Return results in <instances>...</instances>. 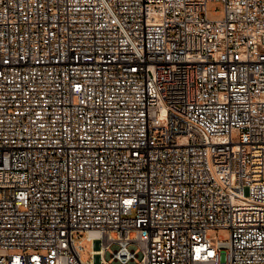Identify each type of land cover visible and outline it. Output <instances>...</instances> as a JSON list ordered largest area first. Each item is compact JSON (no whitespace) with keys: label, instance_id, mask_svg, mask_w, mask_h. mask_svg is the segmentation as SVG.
I'll return each mask as SVG.
<instances>
[{"label":"built area","instance_id":"2783aa9c","mask_svg":"<svg viewBox=\"0 0 264 264\" xmlns=\"http://www.w3.org/2000/svg\"><path fill=\"white\" fill-rule=\"evenodd\" d=\"M209 1L0 0V264H264V0Z\"/></svg>","mask_w":264,"mask_h":264},{"label":"rangeland","instance_id":"374dc122","mask_svg":"<svg viewBox=\"0 0 264 264\" xmlns=\"http://www.w3.org/2000/svg\"><path fill=\"white\" fill-rule=\"evenodd\" d=\"M207 8H208V16L211 19H221L224 17V5L221 1H219V0L218 1H209L207 4ZM215 8L218 9V11H219L218 14L213 13ZM208 234L211 236L212 241L215 244L218 238L219 239L220 238H227L229 235V230L215 228V229H210L208 231ZM83 245L85 246V249H83L81 251V256H82L83 260L87 261V260L92 258L93 245H92V242L90 240H87L86 238L83 241ZM115 248H116V245H113L112 249H115ZM106 259L111 261L114 264L117 263V261L112 259L110 250L106 254Z\"/></svg>","mask_w":264,"mask_h":264}]
</instances>
